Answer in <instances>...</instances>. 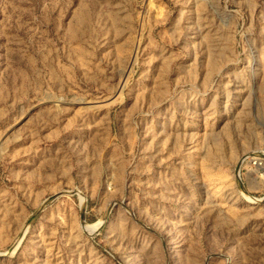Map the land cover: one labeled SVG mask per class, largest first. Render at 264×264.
Wrapping results in <instances>:
<instances>
[{"label":"rangeland","instance_id":"rangeland-1","mask_svg":"<svg viewBox=\"0 0 264 264\" xmlns=\"http://www.w3.org/2000/svg\"><path fill=\"white\" fill-rule=\"evenodd\" d=\"M0 264H264V0H0Z\"/></svg>","mask_w":264,"mask_h":264}]
</instances>
